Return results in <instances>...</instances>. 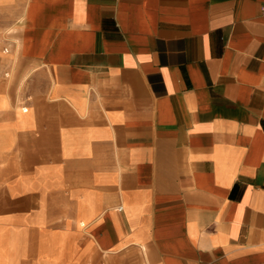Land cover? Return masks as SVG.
<instances>
[{
  "label": "crops",
  "instance_id": "obj_1",
  "mask_svg": "<svg viewBox=\"0 0 264 264\" xmlns=\"http://www.w3.org/2000/svg\"><path fill=\"white\" fill-rule=\"evenodd\" d=\"M0 264H264V0H0Z\"/></svg>",
  "mask_w": 264,
  "mask_h": 264
}]
</instances>
